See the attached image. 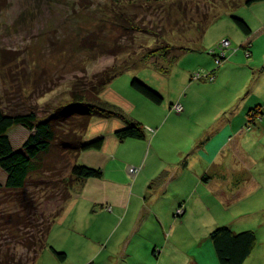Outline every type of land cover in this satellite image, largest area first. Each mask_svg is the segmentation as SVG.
I'll return each instance as SVG.
<instances>
[{
	"label": "rangeland",
	"instance_id": "374dc122",
	"mask_svg": "<svg viewBox=\"0 0 264 264\" xmlns=\"http://www.w3.org/2000/svg\"><path fill=\"white\" fill-rule=\"evenodd\" d=\"M244 1L0 0L2 107L32 109L39 119L47 118L63 106L70 105L68 93L74 83L90 85L116 71L118 73L102 89V99L120 105L127 117L138 122L147 121L153 127L156 125L154 120L162 118L163 130L154 141L161 153L156 166H165L170 162L182 145L187 146V141L191 144L190 149H195L188 153L191 162L184 174L190 182L195 180L197 186L194 185V190L191 186L181 188V197H193L192 200H195L190 203L188 214L175 218L178 223L173 232L169 228L170 218L174 215L172 211L176 208L173 202H155L151 208L135 192L130 198L118 192L114 198L102 199L94 204L87 199L91 193L82 189L81 183H77L64 203L62 212L53 222L48 237V243L54 244L58 252L68 254L67 261H57L51 250L45 247L36 256L34 264H83L86 251L98 245H107V248L98 259L86 264H126L109 259L108 255L122 244L125 237H130L132 224L140 211L145 215V230L151 233L159 230L156 228V220H159L161 226L165 225L163 231L169 233L167 241L178 243L183 249L192 245L196 237L208 240V234L217 225H229L235 231L253 230L256 242L243 264H264V102L261 104L262 118L259 119L256 114V118H250L253 120L250 122L247 117L249 126L245 127L246 134L238 139L241 141L242 154L228 156L227 161H224V156L222 160L221 156V160L215 162L208 154L196 155V150L206 138L212 137L208 148L213 151L219 147L218 141L223 139L221 134L235 131L231 125L219 129L220 119L211 115L218 107L216 104L228 98L229 91H225L228 83L224 81L213 89L211 83L216 82L214 76L200 80L193 79L194 76L191 80L190 77V74L198 72L203 76L212 72L207 71L204 64L215 62L212 52L222 48L219 43L224 39L230 43L224 45L225 50H219L220 54L226 52L227 55H223L225 58L219 61L217 67L238 50L248 60L246 57L249 54L245 48L249 45L251 48L254 38L253 51L260 58L264 51V1L251 6L244 5ZM120 11L133 20L134 27L118 20ZM232 16L245 19L251 25V35L243 36L234 26ZM260 26L263 27L262 33L258 31ZM239 38L241 43L236 41ZM224 42L221 43L226 44ZM159 46H167L165 58L163 55L149 58L148 53ZM174 54L175 58L170 64L168 61ZM160 66H165L166 72L163 74L158 72ZM132 79H139L158 91L164 97L162 105L166 111L159 110V105L136 92L130 85ZM189 85L196 90L195 101L203 102L204 106L198 110L191 107L190 115L178 118L174 116L177 113L171 111L172 116L166 118L171 113L167 110L171 102L175 111H181L178 101ZM259 93L264 97V87L259 89ZM124 126L126 124L121 120L115 129ZM100 129L96 121L91 120L85 139H92L98 134L105 135L107 130ZM7 134L12 148L17 150L28 131L21 125H12ZM151 134L146 138L147 148L153 138ZM225 138L224 144L231 146L237 140L235 135ZM138 141H132L134 145L124 149L113 150L108 164L117 166V170L112 168L113 171H104L100 179L130 183L137 171L132 172L131 168L134 170L135 167H129L130 162L127 160L138 159ZM67 157L59 148L44 156V166H56L52 177L47 173L44 180L40 179L42 183L45 182L42 185L49 194L57 192L59 187L62 189L63 184L59 179L68 172L69 161H72V158L69 160ZM120 166H125L127 175L119 169ZM177 166H182V162ZM228 166L236 168L234 175L238 176L237 179L233 177V180H229ZM204 174L210 179L208 184L200 180ZM5 176L0 168V182L5 180ZM241 182L243 186L234 188ZM184 192L194 194L188 196ZM49 198L41 206L47 216L60 204L58 197ZM107 207L111 210H107ZM181 228L187 230L183 229L184 236L174 235L176 229ZM157 234L155 238H159ZM141 243L144 245L143 241ZM81 249L85 250L84 253ZM167 249L164 258L168 261L165 264H194L182 256L183 253L176 255L171 245ZM215 264H218L217 260Z\"/></svg>",
	"mask_w": 264,
	"mask_h": 264
},
{
	"label": "trees",
	"instance_id": "16d2710c",
	"mask_svg": "<svg viewBox=\"0 0 264 264\" xmlns=\"http://www.w3.org/2000/svg\"><path fill=\"white\" fill-rule=\"evenodd\" d=\"M262 1L264 0H245L243 4L251 6ZM123 13L120 11L117 15L118 20L134 27L133 20ZM232 20L234 26L245 37L251 35V25L245 19L232 16ZM167 50V46H159L151 50L148 57L163 55L165 58ZM246 50L249 53L246 58L249 59L250 45L245 48ZM219 52L218 49L212 52L215 67L219 65L216 60L221 61L227 55L225 52V56H220ZM174 58L175 54L168 62L171 64ZM158 72L162 74L166 72L165 66L158 67ZM116 73L118 72L112 71L90 85L74 83L68 93L70 105L63 106L47 118L39 119L32 109H6L2 107L0 100V168L6 174L5 180L0 182V264H34L36 256L45 247L51 250L57 260H65L66 253L58 252L48 243L52 224L62 212L63 205L70 198L75 184L103 176L102 168L88 166L78 161L81 152L100 150L104 143L103 135L91 140L84 139L92 118L101 116L121 119L126 126L113 132L119 141L145 139V128L140 122L127 117L121 107L101 97L102 89ZM198 74L199 76L195 78L194 74H190L191 80L210 79L214 76V71L204 76L200 72ZM130 85L144 98L159 106L162 105L164 97L145 82L132 79ZM172 111L180 112L173 109ZM256 114L259 119L262 118L261 106L250 108L247 117L250 120L256 118ZM12 125H21L28 131L27 137L17 150L12 148L7 134ZM55 148H59L69 160L72 158V161H69L68 172L59 179L63 184L62 189L59 187L57 192L49 194L42 185L45 182L42 183L40 179L44 180L47 173L52 177L51 173L56 171V166H44L43 163L44 156ZM49 197H58L60 204L47 216L41 206ZM177 206L173 219L181 218L185 214V204L182 202ZM107 210L111 208L107 207ZM156 221L158 223V220ZM207 238L218 264H243L255 245L256 233L250 229L235 231L229 225H217ZM157 251L159 252L160 248L155 249L154 256H157Z\"/></svg>",
	"mask_w": 264,
	"mask_h": 264
},
{
	"label": "crops",
	"instance_id": "0c3cea01",
	"mask_svg": "<svg viewBox=\"0 0 264 264\" xmlns=\"http://www.w3.org/2000/svg\"><path fill=\"white\" fill-rule=\"evenodd\" d=\"M262 28L263 27L259 29L258 27V31L260 33L263 32ZM239 40H241V38L237 39L236 41L240 42ZM254 41L255 38L252 41V45H251V57L248 60L247 59L245 60L244 59L245 56L243 52L241 53L242 54L241 55L238 50L234 54H232L229 59L227 58V60L221 66L217 68H214L215 66L214 62L211 64L209 63L204 64L207 71H214L215 73L214 77L216 82L211 83V87L213 89H215L218 85H220L224 81L228 83L227 86L225 85V91H229L228 98H225L223 101H219L216 104L218 106L216 111L212 112L213 114L211 115H213V117H217L220 119L219 123H221V127L219 129H224L227 128L228 125H231V127L235 131H231V132L229 131L225 134H221L220 136H222L223 139H221V141H218L220 145L218 148L214 149L213 151H209L208 148V144H210V139L212 137L206 138L204 144L198 150H196V155L207 156L206 154H208L210 155L211 159L213 158L215 159V162H217L221 160V156H222V160L224 156L225 159L224 161H227L228 156H235V153H237V155L242 154L240 149L241 141L238 139H241L240 137H243V135L246 134L245 127L248 128L249 126L247 125L248 123L247 112L250 108L257 105L261 106L262 102H264V97L259 93V89L264 87V51L262 52V55L259 56L260 58L256 57L253 51ZM238 54H240L239 58H237ZM190 86L191 85H189V87ZM189 87L187 88V90H185L184 94L182 92L179 98L178 102L181 103L182 109L179 113L174 115L176 116V118L184 115L186 116L190 115L189 112L192 111L191 107H193V110L194 109L198 110L200 107L204 106L203 102L195 101L194 94L196 95L195 92L196 90L193 87L190 88ZM171 104L172 102L169 103L168 105L167 108V110L169 109L168 112L172 111V109L170 108ZM118 106L121 107L120 105ZM159 107H160L158 108L159 110L166 111L164 105H161ZM121 109L123 110L122 107ZM203 114H207V113L203 112ZM166 116H167L166 118L171 117L172 112ZM152 118H154V116ZM131 119L134 118L131 117ZM160 119L162 118L159 117L154 120L156 121L155 127L151 126V124H149L147 121L140 120V123L145 128V139L137 142L139 143L140 146L138 159L136 161L127 160L128 162H130V164L127 163L129 167L133 166L137 169L136 174L132 175L130 183L128 184L127 182L115 183L111 181L109 182L107 181V179L102 180L100 178L87 179L81 182V185L83 186L82 189L84 188L85 190H88L91 193V195L87 197L88 200H91V202H94V204H96L97 202H101L102 199L114 198L118 192L127 194L129 198L131 197V195L134 194L133 192H135L136 196L139 199L142 198L144 202H147L148 206L151 208L154 207L153 204L155 202L156 203L173 202L174 206L175 205L177 206L179 203L183 202L186 208L185 213L188 214V212L191 209L190 203L193 202L195 199L192 200L193 197H189V198H186V196L181 197V188L191 186L193 187L194 190L195 186H197L195 180H191L190 182V179L186 176V174H184V172L188 170V167H190L188 165L191 162V159L188 153L191 150L190 149L191 144H188L187 141V146L182 145L180 149H178L177 153L173 155V157H171L172 160H170V162H167L165 166H156V162L158 161L157 158H159L161 153L159 149H157L159 146L155 145L154 141L156 138H158V136L163 130V124ZM91 120L96 121L99 129L101 128L102 130L105 129L107 130L105 135H103L104 143L100 150H86L81 152L78 156V161L88 166L100 167L102 168L103 172L113 171L111 170L112 168L117 170V166H110L108 164L109 159L111 158V154L113 153V150H120L126 148L128 145L129 146H131L132 144L134 145V142L132 141H137V140L128 139L124 141H119L114 137L113 132L116 130L115 127L121 124V119L117 117L108 118V117L98 116V117H94V119L92 118ZM87 133H85L84 139L87 137ZM149 133H152L151 135L153 136V138L151 139V141H149V146L147 148L146 138H148ZM99 135L101 134L95 135L94 137H92V139ZM233 135H235L237 139L234 142L235 147L234 145L231 146L229 144H224L226 140L225 137H232ZM212 145H214V143H212ZM194 150H191V152H194ZM162 158L163 156H161V159ZM140 162H142L141 164L142 166L140 165ZM181 162H182V166H177V164L179 163L181 164ZM222 163L223 164L221 166L224 165V162ZM119 169H121L124 172V174L127 175L124 170L125 166H120ZM227 170L230 174L229 180L231 179L233 180V177L237 179L238 176L234 175V172L236 170L235 167L233 169V167L228 166ZM126 171L128 172L127 168ZM163 172H166V174L162 175ZM196 180L199 181V179ZM200 180L206 182V184L210 182L209 177H207L205 174L204 176L200 177ZM242 183L243 182L239 183L238 185L236 184L234 188L239 189L241 186H243ZM252 186H255V184H253ZM260 187H262V185H260ZM184 194H187L188 196H193L194 193L192 192L190 194L184 192ZM170 199L172 201H170ZM172 212H174V210ZM142 214L143 213L140 211L138 217L136 218V221H134V223L132 224L133 227L131 228L132 233L129 234L130 237L128 239L127 237L124 238L122 244L118 246L113 251V253H110L108 255L109 259H116L119 261H123L126 264H165V262L168 260H165L164 257L168 250L167 249L168 245H171L172 250L175 249L174 252H176V255H178L177 253H183L182 256L187 257L194 264L216 263V260L214 259L215 255L213 253L211 244L209 243L208 240H205L204 237H202V239L201 238L197 239L196 237L195 240L192 242V245L183 249L181 248V246L178 245V243H175L173 241L171 242L167 241V238H169V236L167 238L166 236L169 235V233H165L163 231L165 225L161 226L159 220H158V227H156L159 230H156L153 233H151L152 231L145 230L144 227L146 225V221L144 220L145 215ZM173 216L174 215H172V219L170 218V222H171V224H169L170 232L174 231L175 224L177 225L178 223L176 219H173ZM158 217L160 218L159 215ZM135 225H137L138 227ZM183 229L187 231L186 228ZM183 229L182 228L179 230L176 229L174 235L176 234L178 236H184ZM157 232L159 238L157 237L155 238V234ZM142 235L144 236V238H142ZM141 241L144 242V245L141 243ZM52 246H54V244ZM106 246L103 247L101 245L100 246L98 245V247L96 246L93 250L90 249L87 250L86 259L84 260L83 264L91 263L95 259H98L101 253H103V251L106 250L105 249L107 248ZM156 248H160V251L159 252L157 251L158 253L157 256H154L153 253ZM82 249L81 252L84 253L85 250L83 251ZM96 253L98 254L96 255ZM67 258H68V254L66 253V258L64 261H59V260L57 261L61 263H65V261H67Z\"/></svg>",
	"mask_w": 264,
	"mask_h": 264
},
{
	"label": "built area",
	"instance_id": "2783aa9c",
	"mask_svg": "<svg viewBox=\"0 0 264 264\" xmlns=\"http://www.w3.org/2000/svg\"><path fill=\"white\" fill-rule=\"evenodd\" d=\"M222 41H225L224 43H226V44H222V43H221ZM222 41L219 43V46L222 45V46H221L222 48H219V50H224V49L226 48V47H224V45H228V43H230L229 40H227V39H224V40H222ZM219 55H220V56H223L224 54L222 55V54L219 53ZM216 62L218 63V62H219V59H217ZM198 76H199V74H195V75H194V77H198ZM180 106H181V105H180ZM181 108H182V106H181ZM172 109H173V107H172ZM173 110H175V109H173ZM178 111H179V110H178ZM131 169H132V172H136V171H137L136 168H135L134 170H133V168H131Z\"/></svg>",
	"mask_w": 264,
	"mask_h": 264
},
{
	"label": "bare ground",
	"instance_id": "6f19581e",
	"mask_svg": "<svg viewBox=\"0 0 264 264\" xmlns=\"http://www.w3.org/2000/svg\"><path fill=\"white\" fill-rule=\"evenodd\" d=\"M247 44V43H246ZM249 54V53H248ZM155 64V63H154ZM176 109V108H175ZM178 109V108H177ZM178 207V206H177ZM177 209V208H176ZM182 209V208H181Z\"/></svg>",
	"mask_w": 264,
	"mask_h": 264
}]
</instances>
